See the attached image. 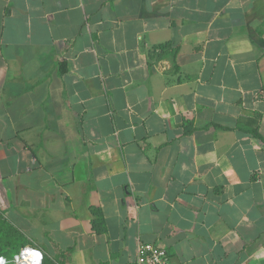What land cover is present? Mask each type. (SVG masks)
<instances>
[{"label":"crops","instance_id":"1","mask_svg":"<svg viewBox=\"0 0 264 264\" xmlns=\"http://www.w3.org/2000/svg\"><path fill=\"white\" fill-rule=\"evenodd\" d=\"M242 128L264 138V0H0L17 253L135 264L143 242L169 264H264V144Z\"/></svg>","mask_w":264,"mask_h":264},{"label":"trees","instance_id":"2","mask_svg":"<svg viewBox=\"0 0 264 264\" xmlns=\"http://www.w3.org/2000/svg\"><path fill=\"white\" fill-rule=\"evenodd\" d=\"M249 135L254 137L259 143L264 144V138L258 130L252 128H242ZM186 133L190 132L186 128ZM93 218L91 220V228L96 233H104L106 225L102 213L95 208L91 209ZM27 242L23 235L0 214V257H11L17 253L19 249ZM40 264H57L53 259L42 256Z\"/></svg>","mask_w":264,"mask_h":264},{"label":"built area","instance_id":"3","mask_svg":"<svg viewBox=\"0 0 264 264\" xmlns=\"http://www.w3.org/2000/svg\"><path fill=\"white\" fill-rule=\"evenodd\" d=\"M42 255L34 248H23L12 257V264H40ZM0 257V264H5ZM135 264H169L165 249L156 247L151 243H138L136 246Z\"/></svg>","mask_w":264,"mask_h":264},{"label":"rangeland","instance_id":"4","mask_svg":"<svg viewBox=\"0 0 264 264\" xmlns=\"http://www.w3.org/2000/svg\"><path fill=\"white\" fill-rule=\"evenodd\" d=\"M9 264H11V261L10 262H8Z\"/></svg>","mask_w":264,"mask_h":264},{"label":"bare ground","instance_id":"5","mask_svg":"<svg viewBox=\"0 0 264 264\" xmlns=\"http://www.w3.org/2000/svg\"><path fill=\"white\" fill-rule=\"evenodd\" d=\"M29 264H31V263L29 262Z\"/></svg>","mask_w":264,"mask_h":264}]
</instances>
